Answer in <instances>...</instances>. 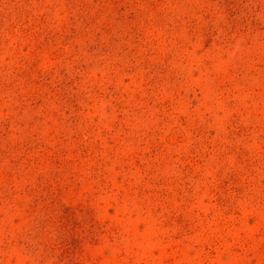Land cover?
Listing matches in <instances>:
<instances>
[{"label": "rangeland", "instance_id": "rangeland-1", "mask_svg": "<svg viewBox=\"0 0 264 264\" xmlns=\"http://www.w3.org/2000/svg\"><path fill=\"white\" fill-rule=\"evenodd\" d=\"M0 264H264V0H0Z\"/></svg>", "mask_w": 264, "mask_h": 264}]
</instances>
